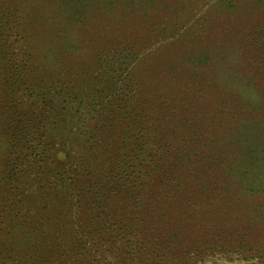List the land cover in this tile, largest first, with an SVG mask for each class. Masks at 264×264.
I'll list each match as a JSON object with an SVG mask.
<instances>
[{
    "label": "rangeland",
    "instance_id": "374dc122",
    "mask_svg": "<svg viewBox=\"0 0 264 264\" xmlns=\"http://www.w3.org/2000/svg\"><path fill=\"white\" fill-rule=\"evenodd\" d=\"M0 264H264V0H0Z\"/></svg>",
    "mask_w": 264,
    "mask_h": 264
}]
</instances>
